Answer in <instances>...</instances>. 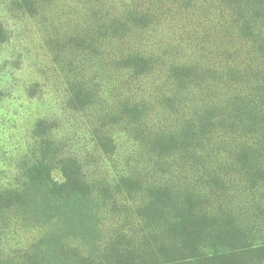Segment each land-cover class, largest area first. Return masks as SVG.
<instances>
[{
  "label": "rangeland",
  "instance_id": "374dc122",
  "mask_svg": "<svg viewBox=\"0 0 264 264\" xmlns=\"http://www.w3.org/2000/svg\"><path fill=\"white\" fill-rule=\"evenodd\" d=\"M229 2L0 0V264H141L185 242L177 212L222 206L260 245L264 0L246 29ZM73 168L84 184L61 194ZM217 223L192 229L204 257L228 250Z\"/></svg>",
  "mask_w": 264,
  "mask_h": 264
},
{
  "label": "trees",
  "instance_id": "16d2710c",
  "mask_svg": "<svg viewBox=\"0 0 264 264\" xmlns=\"http://www.w3.org/2000/svg\"><path fill=\"white\" fill-rule=\"evenodd\" d=\"M229 1V3L231 4L228 6V8L230 7V13L232 15H234V12L235 14H238L239 19H241V25L246 29L244 25L245 23H247V14L251 10H254L250 9V7L253 8L252 5L254 3V0ZM239 15L242 17H240ZM134 58L139 61L138 68L145 67V69H147L149 67L150 63L148 61H151V59L146 60L139 55H134ZM192 71L193 68H191L190 66H186L184 64H176L175 68L171 70L172 79L175 80V82L180 83L181 85H186L188 84L189 76H191ZM142 74L144 73H138L136 75L138 76ZM158 138L162 139L163 136L160 134L158 135ZM244 157L245 156L242 155L241 158L244 159ZM45 175L46 179L52 178L49 171L45 172ZM62 177V183H53L54 186H57L61 189V194L67 193L69 191V189H65L66 187H69V185L74 186L80 192V187L84 184V181L82 180L79 173V168H73V171L70 169H63ZM259 177L261 179H259ZM249 179L250 180H246V182L249 181L250 185H248V187L250 189L264 188V172L256 177H253V175H251ZM214 184L215 183H213V185ZM216 185H218V183ZM221 189L223 190L222 196L224 202L227 189L225 188V186L223 188L221 187ZM156 190L157 191L156 193H154V195H157V204L159 205V210L157 211V221L161 222L163 219L161 209L164 207L162 205V202L169 198L171 192L167 188L164 190L157 188ZM185 194H187V192H185ZM193 201V195L188 194L184 197L185 203H192ZM11 204V202H7L6 206H10ZM226 206L228 208V205ZM218 210L219 211L217 212V214H207L206 212H202L200 210L196 211L194 209L191 210L190 213L183 210L177 212V214L171 220L172 223L168 227V232H170L171 236L175 237L176 239L180 240L181 238H186L184 239L185 242H181L183 243V246L178 240H176V243L172 246V248L168 250L164 248V240L162 238H159V240L161 239L160 242H162L159 246V251L155 255H153L152 259L150 260H146V257L140 258L141 264H250L252 261H256L253 264H264V260H261L264 259V240H261L262 242L259 246L251 248V246L248 245L249 233L247 229L240 228V223L235 221L234 215L231 214L229 210L224 208V206H222ZM215 215H217L218 217L213 220ZM190 219H192L193 221ZM207 220L209 223H211L212 221L218 222L217 224H215L216 229H214V227L212 229H214L213 231H215L218 236L223 238V242L227 243V245L229 246L228 250H224L221 253H218L216 256H211L209 258L201 255V251L199 248L200 246L199 244H197V242H195L197 240L196 233L200 232L201 226L196 230H192L195 226V222H204ZM188 222V227L184 226V224ZM208 226H205L203 228V231L205 233H207V230L210 231V228H208ZM187 229L190 230L187 231ZM184 233H186L188 238L184 237ZM190 236L193 238L189 239ZM255 256L257 259H255Z\"/></svg>",
  "mask_w": 264,
  "mask_h": 264
}]
</instances>
